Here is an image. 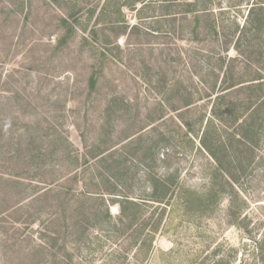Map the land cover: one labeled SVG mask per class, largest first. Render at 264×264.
I'll list each match as a JSON object with an SVG mask.
<instances>
[{"label":"rangeland","instance_id":"1","mask_svg":"<svg viewBox=\"0 0 264 264\" xmlns=\"http://www.w3.org/2000/svg\"><path fill=\"white\" fill-rule=\"evenodd\" d=\"M263 238L264 0H0V264H264Z\"/></svg>","mask_w":264,"mask_h":264},{"label":"trees","instance_id":"2","mask_svg":"<svg viewBox=\"0 0 264 264\" xmlns=\"http://www.w3.org/2000/svg\"><path fill=\"white\" fill-rule=\"evenodd\" d=\"M240 81L241 80H237L235 82V84H233V86L235 87V85H237V86H239L238 88H244L245 86H242V84H241L242 82H240ZM230 88L231 87H227L228 90ZM221 99L223 100V97H218L217 100L219 101ZM252 108L253 107L250 104V106H249L248 109L249 110H253L254 108L253 109ZM248 109H246V110H248ZM246 110H245V112H246ZM241 116H242V113L236 115V117L234 118V123H236L241 118ZM252 127H253V125H248L245 128V134H241V136L244 138V144L241 145V146H245L248 141H253V138H254V135L255 134H253ZM207 132L208 131H205V133H203V135H202V137H203L202 138V145H203L204 149H206V151L208 153L210 152L209 153L210 157H215L216 156L215 155L216 154V152H215L216 150L214 149V146H213V149H208L207 146H206L207 141L209 142L208 137L209 136L211 137V135L208 134ZM224 149L227 150L228 147L225 146ZM225 150L222 152L223 154H224ZM151 200L154 201V202H156V203H162L165 200V198H164V196H161V197H154ZM231 204L232 203H230V205ZM140 206H141L140 204H138L136 202L128 201V200H126L125 203L124 202H120V205H119L120 216L118 218V223H119L120 219L123 220V216L124 217H126V216L128 217V220H129V222H128V228L129 229H131L134 226H137V223H139L140 226H141V228H140V230H137V232L135 233V235H132V237H133L132 244L134 245L136 243H139L140 250L141 249L142 250L146 249L148 251L149 248H150V246H151V242L153 240L152 234L154 236V233L157 231L158 225L160 223L158 221L154 225V227L152 228L151 231L149 229L147 231H145L146 230V227L145 226L147 225V223L150 222L149 221L150 219H147L146 218V219H142L141 221H138L139 218L137 217V214L140 213ZM125 212H126V214H125ZM162 212H164L163 209H162ZM106 217L108 219V222H106V223L108 225H111L112 228H114V226H115L116 223L113 222V224H112L111 217L109 215V211H108V208L107 207H106ZM263 247H264V238L261 239V240H259L257 243H255V251L257 253H260L262 251Z\"/></svg>","mask_w":264,"mask_h":264}]
</instances>
